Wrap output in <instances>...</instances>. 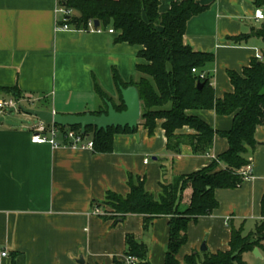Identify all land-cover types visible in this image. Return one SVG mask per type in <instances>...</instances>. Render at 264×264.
Segmentation results:
<instances>
[{"label": "crops", "instance_id": "0c3cea01", "mask_svg": "<svg viewBox=\"0 0 264 264\" xmlns=\"http://www.w3.org/2000/svg\"><path fill=\"white\" fill-rule=\"evenodd\" d=\"M174 1L182 0H160V12H167ZM200 3L208 7L189 20L184 42L195 51L214 53L204 71L220 99L234 91L230 71L242 74L257 54L263 58L264 38L251 34L263 21L254 17L259 8L254 0ZM58 6L59 0H0V87L9 89L0 90V96L15 98L12 89H18L20 98L32 96L36 104L25 107L63 115L98 114L107 97L124 104L117 77L125 83L141 78L137 66L146 63L139 57L142 46L118 41L119 33L109 32L112 27L100 32L65 29ZM187 114L218 131L209 153L196 154L187 144L178 153L168 150L164 119L157 120L153 132L139 122L134 131L115 136L112 151L102 153L35 143L32 133L41 119L25 125L4 117L0 264H124L128 235L147 246L150 264H165L171 217H157L145 229L144 216L113 218L105 200L108 192L127 196L131 174L145 178V189L159 199L163 183L206 168L229 149L220 132L231 130L233 115L208 109ZM177 133L196 132L184 126ZM255 137L257 146L246 154L253 177L236 188L215 190L218 207L188 225L187 240L177 253L182 264L193 253L229 250L233 227L247 235L264 221V126ZM223 167L221 163L218 169ZM191 193L185 190L180 211L188 208ZM255 248L243 253L246 264H264V240Z\"/></svg>", "mask_w": 264, "mask_h": 264}, {"label": "trees", "instance_id": "16d2710c", "mask_svg": "<svg viewBox=\"0 0 264 264\" xmlns=\"http://www.w3.org/2000/svg\"><path fill=\"white\" fill-rule=\"evenodd\" d=\"M254 3L264 8V0H254ZM62 4L73 9V13L66 16L69 26L89 30V22L98 20L99 29L112 27L119 33L118 41L142 46L139 57L146 63L137 66L141 78L137 82L125 83L117 77V83L125 88L130 85L138 88L142 108L140 122L150 132H153L158 119L165 120L163 127L168 138V150L178 153L183 144L191 146L196 154L209 153L212 149L218 131L197 116L188 115L187 111L208 109L219 115H233L231 130L220 132L228 139L229 149L206 168L163 183L159 199L145 189V178L132 174L129 176L130 192L127 196L115 192L106 195L105 204L115 211L111 215L113 218L142 215L145 229L155 218L170 216V242L165 264H182L177 259V253L187 240L189 223L210 215L218 207L216 189L236 188L245 179L241 171L250 163L246 154L257 146L256 131L264 126V56L262 59L255 58L242 74L230 71L234 91L219 99L215 96L210 77L204 71L207 63L214 60V53L195 51L184 42L189 20L208 7L200 0L174 1L164 13L159 10L160 0H67ZM251 34L264 38V21ZM245 37L243 35L242 38ZM198 85L202 86L199 88ZM0 90L9 89L0 87ZM12 93L16 99L21 97L18 89H12ZM102 97L107 96L102 92ZM112 103L117 111L125 109L124 104ZM105 105L98 114L107 113V103ZM184 126H189L196 133H177ZM60 128L64 133L67 128L81 131L80 126ZM134 130L112 127L97 131L96 127L90 126L83 136L93 142L94 151L104 153L112 151L116 135ZM63 139L66 143L65 137ZM221 163L224 167L218 169ZM188 188L192 190L191 198L188 208L182 212L180 205ZM262 207L264 213V198ZM262 240L264 221L254 233L247 235L233 227L229 250L193 253L185 258L183 264H246L242 260L243 253L260 246ZM126 255L134 256L137 264H150L147 246L137 242L132 235L127 236Z\"/></svg>", "mask_w": 264, "mask_h": 264}, {"label": "water", "instance_id": "95a60500", "mask_svg": "<svg viewBox=\"0 0 264 264\" xmlns=\"http://www.w3.org/2000/svg\"><path fill=\"white\" fill-rule=\"evenodd\" d=\"M95 28H99L100 22L98 20L94 21ZM202 85H198L200 88ZM122 100L125 105L123 111H117L114 104L111 101H106L108 106L107 113L102 114H92L90 112L84 115H63L60 113H54L51 111L38 110L33 108H27L21 106L20 110L29 115H33L44 121L46 124L54 123L56 125L64 127L80 126L81 133L85 134L87 127H96L97 131L107 130L109 128H129L131 130L136 129L139 126L141 119V98L139 90L136 86L130 85L128 87H120ZM16 108H11L9 113L15 112ZM0 118V121H3ZM202 251H206V247L201 248ZM254 251H258L257 248Z\"/></svg>", "mask_w": 264, "mask_h": 264}, {"label": "built area", "instance_id": "2783aa9c", "mask_svg": "<svg viewBox=\"0 0 264 264\" xmlns=\"http://www.w3.org/2000/svg\"><path fill=\"white\" fill-rule=\"evenodd\" d=\"M67 0H59V6H58V12L63 15V25L62 27L67 29L70 26L66 23L67 15H71L73 13V9L69 8L62 4V2H66ZM255 19L258 21H264V9L258 8L255 11ZM89 29L90 30H96V31H102V29L95 28L94 21L89 22ZM110 33H114V29L109 30ZM258 59H262V56L260 54H257ZM194 72H196V69H193ZM202 77H204V74H202ZM25 102L33 103V97L32 96H26L25 98H9L5 100H0V108H16L20 109L21 106H24ZM67 141L64 143V139ZM59 138H62V142L59 140ZM32 140L35 143H51L53 147H59L63 144L66 146H72V147H82V148H91L93 149V142L89 139H85L83 136V133L75 131L73 129L67 128L66 132L64 133L59 125H56L54 123L46 124L44 121H42L38 126H36L33 129L32 133ZM242 174L245 178L253 177V165L249 163L242 169ZM4 255L7 254V252H3ZM124 264H137V259L134 256L126 255Z\"/></svg>", "mask_w": 264, "mask_h": 264}, {"label": "rangeland", "instance_id": "374dc122", "mask_svg": "<svg viewBox=\"0 0 264 264\" xmlns=\"http://www.w3.org/2000/svg\"><path fill=\"white\" fill-rule=\"evenodd\" d=\"M9 97H1L0 96V100H5ZM36 105V104H35ZM33 103H28V102H25L24 106H35ZM10 111V108L8 107H5L4 109L3 108H0V117H5L7 119L8 122H12V123H18V124H25V125H28V124H31V120L32 121H38V118L33 116V115H29V114H25L23 113L19 108L15 111V112H12V113H9ZM110 212L111 213H115V211L110 208Z\"/></svg>", "mask_w": 264, "mask_h": 264}]
</instances>
